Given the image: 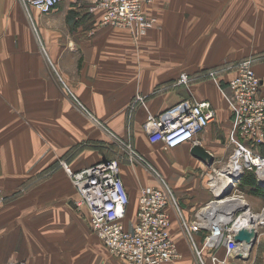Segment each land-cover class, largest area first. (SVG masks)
Listing matches in <instances>:
<instances>
[{"label": "crops", "instance_id": "obj_1", "mask_svg": "<svg viewBox=\"0 0 264 264\" xmlns=\"http://www.w3.org/2000/svg\"><path fill=\"white\" fill-rule=\"evenodd\" d=\"M92 8V0H60L42 14L18 0H0V190L13 193L0 205V264H80L65 255L78 257L81 244L89 245V227L85 212L74 206L76 192L61 162L79 171L118 159L130 201L127 217L134 218L129 226L125 221L131 230L139 190L159 182L143 166L127 162V147L168 184L180 215L192 222L214 198L208 173L226 164L233 149L228 82L234 72L223 66L254 58L264 96V0H156L144 8L155 22L136 35L98 25L100 13ZM214 68V79L198 78ZM181 73L190 77L188 86L177 83ZM44 89L54 90L49 98L55 116L36 124L32 116H43V109L26 108L42 105ZM187 99L210 102L216 110L196 145L166 150L151 143L143 128L147 112L158 114ZM14 106L28 116H17ZM194 147L213 163L194 158ZM168 213L181 254L169 264H196L176 210ZM194 239L202 244L201 235ZM215 256V264H264V241L248 260H227L224 248ZM203 257L214 264L209 253Z\"/></svg>", "mask_w": 264, "mask_h": 264}, {"label": "built area", "instance_id": "obj_2", "mask_svg": "<svg viewBox=\"0 0 264 264\" xmlns=\"http://www.w3.org/2000/svg\"><path fill=\"white\" fill-rule=\"evenodd\" d=\"M24 8L32 7L42 14L53 11L60 0H18ZM93 10L100 13L98 25L127 30L132 35L147 29L155 20L146 18L145 6L156 0H92ZM234 76L229 80L230 107L233 114L229 144L232 153L228 163L235 159L240 165L239 179L245 172L255 175L258 185L264 184V96L260 94L261 80L256 75L252 61L238 62ZM217 72V71H216ZM212 71L202 72L198 78H215ZM191 79L187 73L179 75L177 83L188 86ZM135 102L143 103L142 97ZM216 118V110L210 102L187 99L158 113L147 112L143 124L151 143H161L164 149H174L183 144L196 145V136ZM235 145V147H234ZM127 162L141 165L157 178L158 186H143L139 190L138 208L131 230L125 225L129 207V195L120 173L118 159L102 160L79 171H73L61 162L76 192L74 206L85 212L90 231L107 252L122 264H169L181 258L177 245L170 234L171 219L168 208H174L180 226L192 248L196 264H205L204 253H209L215 264L220 260L215 252L224 248L229 258L242 254L244 242L235 237L242 231H255V244L264 241V204L260 213H255L236 189L231 194L217 199L214 187L209 188L214 198L198 210L192 222H187L179 213L176 199L168 184L155 173L151 165L138 153L127 147ZM224 168V167H223ZM222 168V169H223ZM216 174V171L213 172ZM218 174V173H217ZM216 188V187H215ZM4 196L0 193V204ZM240 201L243 204L234 203ZM232 203L221 206V203ZM216 206L211 209V205ZM211 209V210H210ZM246 217L250 223L242 226ZM216 222V223H215ZM195 234H203L199 246ZM5 264H24L8 262Z\"/></svg>", "mask_w": 264, "mask_h": 264}, {"label": "rangeland", "instance_id": "obj_3", "mask_svg": "<svg viewBox=\"0 0 264 264\" xmlns=\"http://www.w3.org/2000/svg\"><path fill=\"white\" fill-rule=\"evenodd\" d=\"M45 51H46V49H45ZM44 58L46 60L45 56H44ZM253 59L254 58H251V57L238 58L237 60H234L233 63L229 64L230 66H228V65L227 66H223L222 70L226 71V68H228V71L234 72L235 68L233 66H235L238 62L243 61V60H251L252 63H253ZM49 70H50L49 76L51 74V76L53 78H55V73H54V71H53V69L51 68L50 65H49ZM208 71L216 72L215 68L214 69H209L206 72H208ZM218 73H219V71L216 72L215 75L217 76ZM50 91L54 92V90H49V89L48 90L47 89L43 90V102H41L42 103V105H41L42 107L39 106V105H34V104H28L27 105L26 109H32L33 111H36L34 109H43V116H39V113H37V116H32V119L36 120V121H34L36 124H40V120L43 121V124H45L48 120L46 118H43L44 116H55L56 104H55L54 99H50L49 98V97H51V95L49 93ZM14 109H15V113H16L17 116H28V114H26L27 112H23L24 110L22 112H20L15 106H14ZM35 130L40 135V132L37 129H35ZM234 147H235V145H234ZM126 153H128V152L126 151ZM227 163L228 162H226V164ZM226 164H224L223 166L218 168L216 170V174H213L212 172H211V174H210V172L208 173V176H207L206 181H205L208 184V186H209V183L211 182L209 180L210 176H213L214 178L217 177V173L223 167H225ZM217 186H220V183L217 184ZM23 188H25V186L21 187L19 190H16L15 192L20 193L23 190ZM233 189H234L233 191H235V187ZM236 189L243 195L244 199L249 202L248 204H249V206H250V208H251V210L253 212H255V213H260L261 212V208H262L261 206L263 205V201L260 198H256L254 195H252L250 193L249 189H246V188L245 189H240L238 183L236 184ZM0 193L4 196V201L0 205L5 204L9 199H11V195L13 194V193L12 194H7V193H5V192H3L1 190H0ZM133 219H134L133 216H128L127 219H126L127 220L126 221V225L129 226L132 223ZM180 224H181V222H180ZM76 251L78 252V257L73 256V258H71L70 256L68 257V256L65 255V258H68V259H71V260L78 259L80 264H121L120 261L115 259L113 256H111L107 252V250L100 243V241L90 231V228H89V245L87 246V245H82L81 244L80 248H78V250H76ZM228 258L229 257L226 256L227 260H228ZM203 260L206 263L204 257H203Z\"/></svg>", "mask_w": 264, "mask_h": 264}, {"label": "water", "instance_id": "obj_4", "mask_svg": "<svg viewBox=\"0 0 264 264\" xmlns=\"http://www.w3.org/2000/svg\"><path fill=\"white\" fill-rule=\"evenodd\" d=\"M191 154L194 158L200 160L203 163H207L208 165H211L213 163V157L210 154H207L203 149L194 147L191 150ZM239 180V176L235 177L233 180V183L227 186L220 194H217L216 198L221 199L229 194H231L233 190L234 183ZM260 187L264 188V184L259 185ZM257 234L255 231H246L242 230L240 231L237 236L235 237L236 242H244L245 248H247V253L245 256L242 254H236L235 258L241 259V260H248L251 250L255 246Z\"/></svg>", "mask_w": 264, "mask_h": 264}, {"label": "bare ground", "instance_id": "obj_5", "mask_svg": "<svg viewBox=\"0 0 264 264\" xmlns=\"http://www.w3.org/2000/svg\"><path fill=\"white\" fill-rule=\"evenodd\" d=\"M239 173H240V165H238V163H236L235 159H232L231 162L227 163L225 165V167L218 172L217 177L213 178L211 185L213 187L214 186L216 187V188L214 187L215 193L220 194L222 192V190H224L227 186H229L230 184L233 183L234 178L237 177L239 175ZM219 183H220V186H217V184H219ZM234 203L243 204L240 201H234ZM229 204H232V203H230V202L221 203V206H225V205H229ZM214 207H215V209L219 208L218 206H216V203H213L211 205V209H213ZM261 218L264 219V214L261 215ZM249 223H250L249 217H246L243 221L242 226L248 225ZM246 253H247V248H245L242 255L245 256Z\"/></svg>", "mask_w": 264, "mask_h": 264}, {"label": "trees", "instance_id": "obj_6", "mask_svg": "<svg viewBox=\"0 0 264 264\" xmlns=\"http://www.w3.org/2000/svg\"><path fill=\"white\" fill-rule=\"evenodd\" d=\"M238 185L240 189H249L250 193L254 196L261 197L264 200V188L257 184L256 177L251 172H245L239 179ZM201 235L203 240V234Z\"/></svg>", "mask_w": 264, "mask_h": 264}]
</instances>
